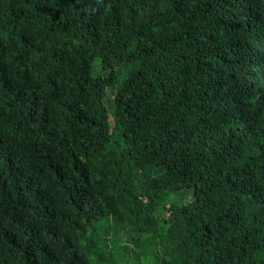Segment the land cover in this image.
<instances>
[{"label": "trees", "instance_id": "16d2710c", "mask_svg": "<svg viewBox=\"0 0 264 264\" xmlns=\"http://www.w3.org/2000/svg\"><path fill=\"white\" fill-rule=\"evenodd\" d=\"M0 264H264V0H0Z\"/></svg>", "mask_w": 264, "mask_h": 264}, {"label": "rangeland", "instance_id": "374dc122", "mask_svg": "<svg viewBox=\"0 0 264 264\" xmlns=\"http://www.w3.org/2000/svg\"><path fill=\"white\" fill-rule=\"evenodd\" d=\"M112 101H113L112 98H107V99H105V104H106V106H108L110 109L113 108V102H112ZM185 195H187L186 192L182 193L179 197H181V196H185Z\"/></svg>", "mask_w": 264, "mask_h": 264}]
</instances>
